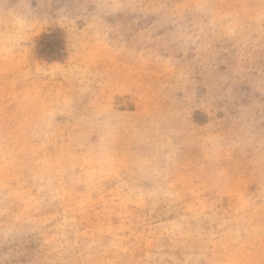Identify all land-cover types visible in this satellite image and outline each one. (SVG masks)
Wrapping results in <instances>:
<instances>
[{
	"label": "rangeland",
	"instance_id": "obj_1",
	"mask_svg": "<svg viewBox=\"0 0 264 264\" xmlns=\"http://www.w3.org/2000/svg\"><path fill=\"white\" fill-rule=\"evenodd\" d=\"M0 264H264V0H0Z\"/></svg>",
	"mask_w": 264,
	"mask_h": 264
}]
</instances>
